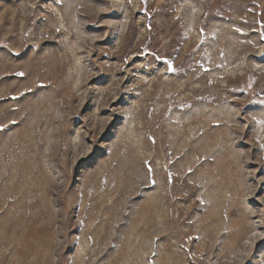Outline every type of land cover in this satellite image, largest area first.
Returning <instances> with one entry per match:
<instances>
[{
	"label": "rangeland",
	"instance_id": "1",
	"mask_svg": "<svg viewBox=\"0 0 264 264\" xmlns=\"http://www.w3.org/2000/svg\"><path fill=\"white\" fill-rule=\"evenodd\" d=\"M0 264H264V0H0Z\"/></svg>",
	"mask_w": 264,
	"mask_h": 264
}]
</instances>
